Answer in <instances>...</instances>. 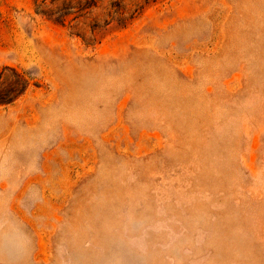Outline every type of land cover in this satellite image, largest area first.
<instances>
[{
    "label": "rangeland",
    "instance_id": "374dc122",
    "mask_svg": "<svg viewBox=\"0 0 264 264\" xmlns=\"http://www.w3.org/2000/svg\"><path fill=\"white\" fill-rule=\"evenodd\" d=\"M22 88L0 264H264V0H0Z\"/></svg>",
    "mask_w": 264,
    "mask_h": 264
},
{
    "label": "trees",
    "instance_id": "16d2710c",
    "mask_svg": "<svg viewBox=\"0 0 264 264\" xmlns=\"http://www.w3.org/2000/svg\"><path fill=\"white\" fill-rule=\"evenodd\" d=\"M22 82L25 83L24 80H22ZM23 89L24 88L16 89L17 91H14V89H13V90L9 91V93L7 95H5L4 97H0V101L1 102H10V101H12L13 99H15V97H17L22 92Z\"/></svg>",
    "mask_w": 264,
    "mask_h": 264
}]
</instances>
